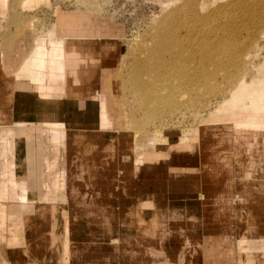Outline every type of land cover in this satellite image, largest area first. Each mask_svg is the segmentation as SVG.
Wrapping results in <instances>:
<instances>
[{
    "label": "rangeland",
    "instance_id": "1",
    "mask_svg": "<svg viewBox=\"0 0 264 264\" xmlns=\"http://www.w3.org/2000/svg\"><path fill=\"white\" fill-rule=\"evenodd\" d=\"M259 77L264 0H0V264H264L232 132Z\"/></svg>",
    "mask_w": 264,
    "mask_h": 264
},
{
    "label": "bare ground",
    "instance_id": "2",
    "mask_svg": "<svg viewBox=\"0 0 264 264\" xmlns=\"http://www.w3.org/2000/svg\"><path fill=\"white\" fill-rule=\"evenodd\" d=\"M164 31H165V29H164ZM162 35L164 36V39H165L168 34H167V32H165ZM161 39H163V38H161ZM171 40H172V37H170L168 42H167L170 44V46H168V47H172ZM169 44H167V45H169ZM170 52H171V50H170ZM44 54L45 53L43 52V50H40V53L35 56L36 59H38V62L43 57L45 58ZM48 56H49V52H48ZM48 56H46L45 59H51ZM62 56L64 57L63 52H61V54L59 55V58L62 59ZM178 59H180V58L177 57V55H175V57L172 59V61H176ZM32 62H34V61H32ZM61 63H62V61H61ZM33 64H32V67L30 68L29 72H26L27 68H23L20 70L21 74L23 73L24 76L28 74L29 78L31 77L33 80H37L39 83V86L37 87L38 93L36 91H34V89L32 90L30 88V91L32 93V96H31L32 101L36 102L37 107L34 108L30 105L29 108L38 110V112L35 114L37 116L38 120H39V117L44 118V120H46V122L49 123V125L51 124V126L55 125L56 127L57 126L62 127V125L64 124V119L61 116L62 113L58 112L57 110L51 109V107H50V100H51L50 96L48 97L45 94L46 91L43 90L45 88V85H43L41 83L43 80H45V76H44L45 71H43V68H44L43 63L42 62H40V63L35 62V64L34 65ZM49 69H50L49 75L54 77V76H57L58 74H60L61 69H62V65L59 64V67H58V65L56 64V66L53 67V69L52 68H49ZM170 70H171L170 72L177 73L176 75H178V73H180L179 72L180 69L178 68L176 70L174 66ZM158 78H160V77H158ZM155 80H157V79L155 78ZM26 83H28V82H26ZM50 83H51V81H50ZM263 83H264V79L262 77H259L257 79V82H256V85H257L256 87L246 88L244 86L245 82L241 81L238 83L237 89L234 92V94L232 95V97L235 100H237L239 98L240 99L245 98L244 100H249V102L241 105V111L239 114L240 118L238 119L237 124L233 125L234 129H236V130H232V132L234 133L233 134V146L236 145V146H238L236 148H239L237 151V156H238L239 162L237 159V167L235 166V172H236L235 176L238 179L240 177H243V176H248V177L254 178L257 175L256 172L257 171L259 172L260 171L259 169L264 167V85H262ZM55 85H57V84H55ZM159 89H161V88H159ZM250 89L255 95L250 93V91H249ZM50 95H51V93H50ZM97 96L100 99V97H101L100 94H98ZM102 96L104 97V99L101 98L102 106L103 107L106 106V108H107L109 106V105L107 106V102H106L107 96L105 94L104 95L102 94ZM159 98H156V99L158 100ZM58 103L59 102L55 101L54 107L58 106ZM102 106H101V108H103ZM100 116L104 122L106 116L104 114L103 109L100 112ZM21 120H22V118H21ZM36 123H38V122L36 121L35 124ZM39 123L41 124V122H39ZM47 123H45V124L47 125ZM17 125H19V124H17ZM38 125L39 124H37V126ZM41 125H43V124H41ZM20 126H22L21 123H20ZM59 135L62 136L61 133ZM71 135H74V134L73 133L69 134V135H67V137L71 138L72 137ZM246 164L249 166V168H251L252 173L246 171L247 170L245 168Z\"/></svg>",
    "mask_w": 264,
    "mask_h": 264
}]
</instances>
